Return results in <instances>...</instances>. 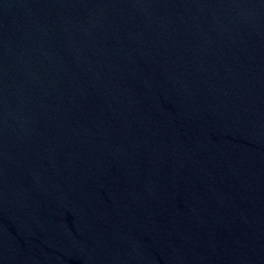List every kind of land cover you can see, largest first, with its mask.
<instances>
[{"label": "water", "instance_id": "95a60500", "mask_svg": "<svg viewBox=\"0 0 264 264\" xmlns=\"http://www.w3.org/2000/svg\"><path fill=\"white\" fill-rule=\"evenodd\" d=\"M0 264H264V0H0Z\"/></svg>", "mask_w": 264, "mask_h": 264}]
</instances>
